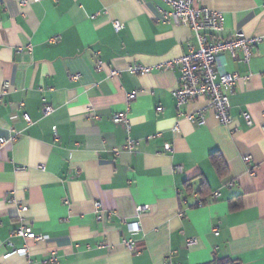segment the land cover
Instances as JSON below:
<instances>
[{
	"label": "crops",
	"instance_id": "obj_1",
	"mask_svg": "<svg viewBox=\"0 0 264 264\" xmlns=\"http://www.w3.org/2000/svg\"><path fill=\"white\" fill-rule=\"evenodd\" d=\"M193 2L222 15L219 38H258L248 62L240 51L216 61L248 77L230 95L227 126L211 110L202 126L180 115L206 102L179 109V70L163 66L198 42L162 19V0H0V138L17 134L0 145V264H43L50 254L57 264H264V0ZM114 21L124 28L115 32ZM135 64L151 70L128 73ZM117 113L126 121L113 122ZM21 223L46 239L14 234ZM23 246L28 258L10 254Z\"/></svg>",
	"mask_w": 264,
	"mask_h": 264
},
{
	"label": "built area",
	"instance_id": "obj_2",
	"mask_svg": "<svg viewBox=\"0 0 264 264\" xmlns=\"http://www.w3.org/2000/svg\"><path fill=\"white\" fill-rule=\"evenodd\" d=\"M42 0H16L19 6H26L28 4L38 3ZM57 1V0H52ZM170 8V11L162 12L163 20H170L174 25H186L195 34L198 42L196 50H190L186 55L180 56L173 62H168L163 67L173 69L175 67L179 70L177 79V86L173 90L172 95L176 100L177 107L180 109L187 105L190 101L202 98L205 100V105L196 114H187L180 111V115H184L192 124L202 126L205 124L203 112L211 110L214 118L221 125H229L231 123L230 110V95L234 90L238 81L247 79L248 77H241L236 73L228 74L217 69L216 61L224 53H229L233 59H236V52L242 53V61L248 62L251 57V51L258 38H248L244 36H235L233 38L221 39L217 34L222 30L223 18L219 12L209 10L206 7L193 6V0H162ZM115 32H119L124 28V25L119 21L112 22ZM212 34L214 39L208 41L206 34ZM57 38H53L52 42H56ZM161 67V66H159ZM151 68L139 64L128 66L126 71L130 74H144L150 72ZM120 70H110V77L120 75ZM8 84L3 85V90L7 88ZM135 93L129 94L128 99L134 98ZM53 109L51 106H43L42 112L45 116L50 115ZM244 119L250 123L249 115L244 113ZM115 123L126 121V114L117 113L112 116ZM177 130V127L174 128ZM264 130V126H263ZM17 134H13L9 138H0V145L9 141H14ZM128 150H133L134 145L128 142L126 146ZM166 150H170L168 144L165 145ZM244 163L247 165V172L254 176L251 168L252 160L250 156L243 157ZM23 167H18L16 170H23ZM177 166L175 170H180ZM215 193L214 196H217ZM99 206L98 203L95 204ZM20 211H25L26 208L20 207ZM131 232L138 230V223L133 222L128 224ZM14 234L22 237L24 240H31L33 242L43 241L46 236L36 234L30 226L21 223L19 228L14 231ZM187 246L195 244L194 239L186 241ZM124 246L129 251H135L134 244L131 240L124 241ZM10 254H18L28 258L29 251L26 246L20 249H14ZM10 254L7 255L10 256ZM43 264H57V259L54 254H50L48 258L44 259ZM28 264H31L28 261Z\"/></svg>",
	"mask_w": 264,
	"mask_h": 264
},
{
	"label": "trees",
	"instance_id": "obj_3",
	"mask_svg": "<svg viewBox=\"0 0 264 264\" xmlns=\"http://www.w3.org/2000/svg\"><path fill=\"white\" fill-rule=\"evenodd\" d=\"M211 160L213 163V166L215 167V169L217 170V172L221 173L222 172V161L217 157V156H211ZM205 264H237L235 261L231 260L230 258L227 257H222L219 258L217 256H215L213 258V260L209 263H205Z\"/></svg>",
	"mask_w": 264,
	"mask_h": 264
}]
</instances>
